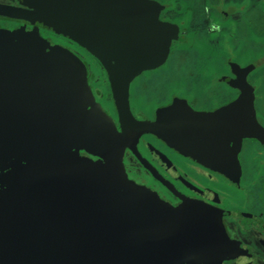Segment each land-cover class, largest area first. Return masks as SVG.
I'll list each match as a JSON object with an SVG mask.
<instances>
[{
  "label": "water",
  "instance_id": "95a60500",
  "mask_svg": "<svg viewBox=\"0 0 264 264\" xmlns=\"http://www.w3.org/2000/svg\"><path fill=\"white\" fill-rule=\"evenodd\" d=\"M63 1L69 9L85 12L86 19L7 5H0V13L62 26L103 65L105 60L112 62L108 73L122 126L116 141L119 148L124 140L130 146L127 126L135 130V136L155 133L235 183L240 176L238 156L242 142L254 139L264 147V128L257 121L253 89L246 83L253 67L237 72L238 80L231 86L239 91L238 99L215 113L194 114L187 107L176 106L159 111L155 123H138L129 111L130 83L143 71L164 63L176 38L175 29L159 23L160 6L151 0ZM85 22H90L92 28ZM66 64L45 53L17 54L0 44V136L13 137L11 145L23 151L22 159L28 161L31 172H38L32 175L31 182L38 186L36 192L23 197L16 194L19 190L0 189V264H13L16 257L23 258L21 242L26 240L31 251L45 245V262L40 264H64L68 250L77 253L80 247L90 252L91 260L95 250L108 251L101 259L108 261L104 264H189L188 250L197 243L191 238L192 232L185 234L180 228L197 213L172 215L168 209L157 211V204L144 209L139 207L140 200H117L97 169L71 153L76 147L95 153L98 147L95 140L91 147L82 144L86 122L76 87L83 82L76 78L77 74L73 78ZM59 175L61 179H57ZM2 180L22 185L16 177ZM89 209L123 213L79 212ZM80 227L87 228L88 233L80 236L75 231ZM194 227L198 229L200 224ZM93 238L105 245L88 244L87 239ZM163 245H170L174 253H166ZM33 256L38 259L42 254Z\"/></svg>",
  "mask_w": 264,
  "mask_h": 264
},
{
  "label": "flooded vegetation",
  "instance_id": "af4514ba",
  "mask_svg": "<svg viewBox=\"0 0 264 264\" xmlns=\"http://www.w3.org/2000/svg\"><path fill=\"white\" fill-rule=\"evenodd\" d=\"M0 5L20 7L10 2H0ZM168 10L169 6L166 4L162 3L160 5V11H162L160 21L162 23H168L165 17ZM178 26L180 25L178 24ZM74 48L75 50L71 51L77 62L71 60L73 62L69 63L70 66L66 64L68 66L66 70H69L73 78L77 74L76 78L83 82L82 86L76 87L82 114L85 117L84 122H86L82 128L86 137L82 144H85L86 147L89 144V147H91V143L95 140L98 148H96L95 153H92L76 147L71 149V153L88 161L102 176H106L108 182L112 179L113 194L117 195V198L122 202L125 198L130 201L140 200L143 207L146 206V202L161 203L172 215L181 216L197 213L192 221L182 225L180 231L186 234L189 232L190 226L197 224H200V227L203 225L212 227L214 229L212 236L216 235V239L222 242L223 248L230 249L227 255L228 258H224L222 262L220 260L221 264H264V213L250 212L247 209L248 201H245V206L242 207L237 206L238 203H235L238 197H242L244 194L250 195V193L257 195L258 199L260 198L261 202L264 203V147L254 139H246L242 142L238 156L240 167L238 186L233 185L234 183L231 181L230 183L220 174L213 172L203 163L170 146L155 133L149 132L135 136V130L127 126V138L130 146L127 147V141L124 140L121 141V148H119L116 141L120 138L122 126L109 73L105 71L106 68L103 64H100L96 57L86 54L77 47ZM76 64H78V67L75 66ZM162 68L165 69V67L160 66L152 71L142 72L130 83L129 111L136 122L142 124L155 123L159 111L162 108L169 107L176 98L186 100L188 106L195 112L213 113L220 108L215 106L211 109H200L197 99L191 96H181L175 89L166 96L168 99L165 104L154 107L140 104L133 97L135 84L139 83L141 78L157 70L161 71ZM78 69L80 72L75 73L78 72ZM225 70L224 73L215 74L213 81L215 79L216 83H222L221 76L233 77L230 68L226 66ZM155 76L154 78H156ZM226 88L229 97H232L231 100H235L239 92L233 90L227 84ZM91 131L93 139L89 140ZM247 149H249L248 153H246ZM253 149L254 153L252 152ZM250 154L253 159L247 157ZM244 160H249L254 164L252 170L247 166L245 168ZM25 163L28 164V161L26 160ZM7 168H0V175L5 174L8 171ZM61 176L59 175L57 179H61ZM103 183L106 185V181L103 180ZM6 186L5 183L0 181L1 190L13 191V188L10 189ZM108 187L106 188L109 191ZM124 203L126 202L124 201ZM79 212L123 213L121 210L110 209H89L80 210ZM142 213H146V210H142ZM149 213L154 212L149 211ZM75 231L79 232L80 236H83L85 232L88 233V229L85 227L76 228ZM90 235H92L91 232ZM96 240L97 238H93L91 243L95 246L100 245L98 247L105 245L103 242H94ZM87 241L90 243L88 239ZM21 243H24L21 246V256L24 257H16L13 264H31L30 259L35 261L32 262L33 264L45 262L43 248L45 245L38 251H31L30 242L26 240ZM18 248L20 249V244ZM36 253L37 256L42 254L41 258L43 259L40 257L35 259L33 254L36 255ZM75 255L74 261L77 262L79 256L77 253Z\"/></svg>",
  "mask_w": 264,
  "mask_h": 264
},
{
  "label": "rangeland",
  "instance_id": "374dc122",
  "mask_svg": "<svg viewBox=\"0 0 264 264\" xmlns=\"http://www.w3.org/2000/svg\"><path fill=\"white\" fill-rule=\"evenodd\" d=\"M151 1L157 3L159 1V3L161 2V4L164 3L169 6L172 11L165 13V17L172 19V21H179L183 26L182 30H184L182 36L186 38L190 37L188 39L197 44L193 48L197 49L199 53L196 50H192V48L189 49V52L175 51L172 54V58L168 60L167 67L165 66V69H161L162 72L160 70V72L158 70L152 72L146 77L141 78L139 83L135 84L133 90L134 99L142 105L147 104L150 107L159 106L166 103L168 99L166 96L168 94H171L174 89H179L180 94H183L185 97L191 96L197 99L200 109H211L215 106L222 107L227 105L232 97H229L226 86L216 83L215 80L213 81L212 76L215 70H225L227 66V54H234L236 62L239 58L240 61L243 60L247 64L251 63V67H253L248 82L255 87L254 93L257 96L256 110L259 115H257V121L263 127L264 0ZM0 2H10L20 7L36 10H49L63 15H70L74 18H80L81 20L86 19L85 17L87 16L85 12H81L79 9L78 11L69 9L67 2L63 0H0ZM222 15L223 17L224 15L231 16H229L227 22H224ZM88 17L90 18L89 13ZM89 26L92 28L91 23ZM222 35H226L228 38H219ZM78 40L77 36L57 24L0 13V44L15 50L17 54L36 56L45 53L62 64L65 62L68 64L73 61L77 62L72 52L75 50L74 47H77L86 54L96 57L89 48ZM87 43L90 44L89 42ZM227 43L228 46H225ZM89 46L94 47L92 44ZM182 46H186L185 41H183ZM103 58L106 59L104 56ZM98 61L100 64H103L100 59ZM105 62L109 65L106 67L107 64L104 63L105 71L108 72L109 68H113V64L112 62H107V60ZM153 75L158 76L154 78ZM13 140V137L0 136V168L8 167L7 173L5 172V174L0 175L2 176L0 177V181L5 183L6 187L10 189L19 190L16 194L24 197L36 192L35 187L38 186L31 184V182L33 179L32 175H37L38 172H31V166L26 164L25 160L22 159L23 151L11 145ZM248 151L249 149H247L246 153ZM252 152H255L254 149ZM247 157L253 159L251 154ZM244 164L245 168L247 166L250 170L254 167V164L249 160H244ZM11 177L18 178L20 180L19 184L22 185L19 187L2 180ZM102 178L106 181L105 187L109 186L110 193L113 194L114 185L112 179L108 182L106 176H102ZM232 195L235 196L234 194ZM244 196H240L235 200V203H238L237 206H245V201H248L247 209L250 212L264 213V203L261 202L260 198L258 199L257 195L250 193V195L244 194ZM115 199L119 200L117 197ZM150 204L155 205L146 202V206L143 207L142 205L141 208H149ZM165 209L167 208L161 203L157 204V211ZM198 229L190 226L189 232H192L190 234L191 238L197 244H194V247L188 250L189 258H187L186 263L197 264L200 262L201 264H209L211 262V264H221L224 258H228L227 255L230 249L223 248L222 242L216 239V235L212 236L214 230L212 227L203 225ZM88 240L90 243L93 241V239ZM94 242L101 241L96 240ZM203 244L207 246L203 248ZM188 245V247L191 246L190 237ZM163 246L166 247V253L170 255L174 253L170 245ZM84 250L79 249L77 251L79 256L77 262L74 261L76 252L68 250L62 262L64 264H104L107 261H102L101 259H103V255L107 254L108 251L95 250L94 254L96 255L91 260L90 252Z\"/></svg>",
  "mask_w": 264,
  "mask_h": 264
},
{
  "label": "crops",
  "instance_id": "0c3cea01",
  "mask_svg": "<svg viewBox=\"0 0 264 264\" xmlns=\"http://www.w3.org/2000/svg\"><path fill=\"white\" fill-rule=\"evenodd\" d=\"M157 3V2H156ZM159 6L161 5V3H159V1H158V3H157ZM172 7V6H171ZM168 11H172V10H170V8H169V10ZM176 11H178V10H176ZM166 12V11H165ZM161 13H162V11H159V14H158V19H159V23H162L161 21H160V15H161ZM221 14H223V13H221ZM229 16H231V15H224V17H223V15H222V17L224 18L223 20H224V22H227V20L229 19ZM167 20H168V23H163V24H166L167 26H169V27H171V28H174L175 29V31H176V38L175 39H173L172 40V42H171V45H170V48H169V51H168V54H167V56H166V59H165V61H164V63L163 64H161V65H159V66H157V67H155L154 69H157V68H159L160 66H163V67H165L166 65H167V63H168V60L170 59V58H172V54L175 52V51H178V52H181V51H185V52H189V49H191L192 48V50H196V51H198L197 49H195V48H193V47H195V45H197V44H194V42L193 41H191L190 39H188V38H190V37H188V38H186V37H184V36H182L183 34H184V30H182V25L179 23V21H172V19H170V18H168L167 17ZM174 22V23H173ZM175 23H177V24H175ZM178 24L180 25V26H178ZM228 38L226 35H222L221 37H219V38ZM183 41H185L186 42V46H182L183 45ZM225 46H228V43L225 45ZM198 53H199V51H198ZM187 55H188V53H187ZM226 64H227V67L228 68H230V73L232 74V76L233 77H227V76H221V79H223L222 80V83H225L224 85L226 86V84L230 87V88H232L233 90H237L236 88H234V87H232L231 86V83L232 82H236L237 80H238V76H237V72L238 73H240V70H243V69H247L248 67H250V66H252L251 65V63L249 64H247L246 62H244L243 60L242 61H240V59L238 58V60H237V62L235 61V57H234V54H227V61H226ZM167 67V66H166ZM154 69H147V70H145V71H143V72H146V71H152V70H154ZM226 71V70H225ZM224 70H221V71H217V70H215V72L213 73V76H212V78H214L215 77V74H220L221 72H225ZM250 74H252V69L248 72V74H247V77H246V83L253 89V97H254V108H255V111H256V102H257V96L255 95V87H254V85L252 86L251 84H249V82H248V80H249V75ZM218 77H220V76H218ZM220 79V80H221ZM215 80V79H214ZM221 83V84H222ZM258 86V85H257ZM176 91H180L179 89H175ZM238 91V90H237ZM239 92V91H238ZM180 93V92H179ZM179 95H181V96H184L183 94H179ZM239 95H240V93H239ZM239 95L237 96V98L235 99V100H231V102L229 103L228 102V104L227 105H224V106H222V107H220L218 110H220V109H222V108H224V107H227V106H229L230 104H232V103H234L237 99H238V97H239ZM176 106H184L185 108L187 107V109L189 108L194 114H212V113H206V112H195V111H193L189 106H188V104H187V101L185 100V101H183L182 99H175L174 100V102L167 108V107H165V108H162V110H165V109H172L173 107H176ZM162 110H160V111H162ZM217 110V111H218ZM216 112V111H215ZM215 112H213V113H215ZM256 116H257V112H256ZM240 177V176H239ZM239 177H237V180L235 181V183L233 184V185H236V186H238L239 184H238V182L240 181V178ZM227 181H229L230 182V180L229 179H227V178H225ZM231 183V182H230Z\"/></svg>",
  "mask_w": 264,
  "mask_h": 264
}]
</instances>
